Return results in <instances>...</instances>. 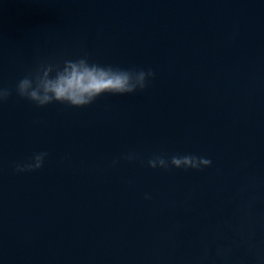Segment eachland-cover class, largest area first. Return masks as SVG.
<instances>
[{
	"label": "water",
	"instance_id": "1",
	"mask_svg": "<svg viewBox=\"0 0 264 264\" xmlns=\"http://www.w3.org/2000/svg\"><path fill=\"white\" fill-rule=\"evenodd\" d=\"M84 54L155 78L0 105V264H264V0H0V85ZM174 154L212 166L147 165Z\"/></svg>",
	"mask_w": 264,
	"mask_h": 264
},
{
	"label": "clouds",
	"instance_id": "2",
	"mask_svg": "<svg viewBox=\"0 0 264 264\" xmlns=\"http://www.w3.org/2000/svg\"><path fill=\"white\" fill-rule=\"evenodd\" d=\"M155 78L152 69L120 68L102 65L90 61L87 54L75 59L62 61L41 60L22 78L14 89L0 85V105L6 103L15 92L20 99L43 108L52 103H61L73 108H84L92 105L105 94L126 95L145 90L149 82ZM47 152L33 154L26 162L16 163L13 171L16 174L32 172L44 166ZM135 153H127L120 159L133 161ZM114 160L113 164L118 163ZM147 165L153 169L170 168L201 171L212 166V160L195 154L155 155L148 159ZM145 195V199H150ZM223 250L218 249L220 255Z\"/></svg>",
	"mask_w": 264,
	"mask_h": 264
}]
</instances>
